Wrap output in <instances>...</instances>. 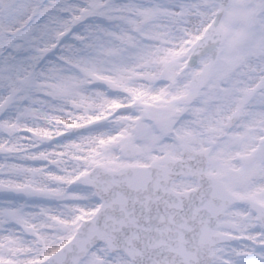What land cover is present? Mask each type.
<instances>
[{
    "label": "snow or ice",
    "instance_id": "obj_1",
    "mask_svg": "<svg viewBox=\"0 0 264 264\" xmlns=\"http://www.w3.org/2000/svg\"><path fill=\"white\" fill-rule=\"evenodd\" d=\"M0 264H264V0H0Z\"/></svg>",
    "mask_w": 264,
    "mask_h": 264
}]
</instances>
